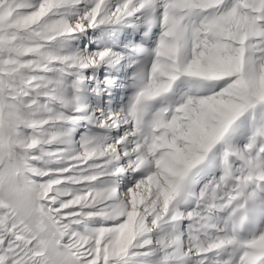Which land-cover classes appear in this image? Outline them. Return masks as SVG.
<instances>
[{
  "label": "snow or ice",
  "instance_id": "6c2138e0",
  "mask_svg": "<svg viewBox=\"0 0 264 264\" xmlns=\"http://www.w3.org/2000/svg\"><path fill=\"white\" fill-rule=\"evenodd\" d=\"M0 264H264V0H0Z\"/></svg>",
  "mask_w": 264,
  "mask_h": 264
}]
</instances>
